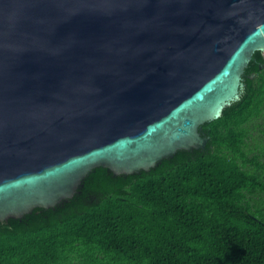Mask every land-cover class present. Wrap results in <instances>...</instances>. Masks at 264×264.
<instances>
[{"label": "water", "instance_id": "obj_1", "mask_svg": "<svg viewBox=\"0 0 264 264\" xmlns=\"http://www.w3.org/2000/svg\"><path fill=\"white\" fill-rule=\"evenodd\" d=\"M254 52L264 0H0V222L204 150Z\"/></svg>", "mask_w": 264, "mask_h": 264}, {"label": "trees", "instance_id": "obj_2", "mask_svg": "<svg viewBox=\"0 0 264 264\" xmlns=\"http://www.w3.org/2000/svg\"><path fill=\"white\" fill-rule=\"evenodd\" d=\"M204 150L139 174L96 168L54 208L0 222V264H264V57Z\"/></svg>", "mask_w": 264, "mask_h": 264}, {"label": "clouds", "instance_id": "obj_3", "mask_svg": "<svg viewBox=\"0 0 264 264\" xmlns=\"http://www.w3.org/2000/svg\"><path fill=\"white\" fill-rule=\"evenodd\" d=\"M263 57H264V55H263Z\"/></svg>", "mask_w": 264, "mask_h": 264}]
</instances>
